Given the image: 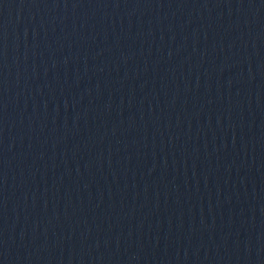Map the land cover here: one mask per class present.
Instances as JSON below:
<instances>
[{"label": "water", "instance_id": "water-1", "mask_svg": "<svg viewBox=\"0 0 264 264\" xmlns=\"http://www.w3.org/2000/svg\"><path fill=\"white\" fill-rule=\"evenodd\" d=\"M0 264H264V0H0Z\"/></svg>", "mask_w": 264, "mask_h": 264}]
</instances>
